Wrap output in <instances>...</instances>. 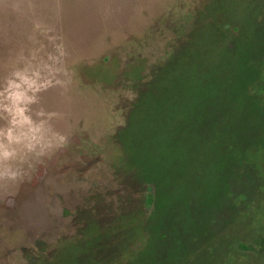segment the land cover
I'll return each instance as SVG.
<instances>
[{
    "label": "rangeland",
    "instance_id": "obj_1",
    "mask_svg": "<svg viewBox=\"0 0 264 264\" xmlns=\"http://www.w3.org/2000/svg\"><path fill=\"white\" fill-rule=\"evenodd\" d=\"M18 120L53 155L0 264H264V0H0Z\"/></svg>",
    "mask_w": 264,
    "mask_h": 264
},
{
    "label": "flooded vegetation",
    "instance_id": "obj_2",
    "mask_svg": "<svg viewBox=\"0 0 264 264\" xmlns=\"http://www.w3.org/2000/svg\"><path fill=\"white\" fill-rule=\"evenodd\" d=\"M29 121L18 120L17 124L13 121L0 130L1 208L14 206L13 196L24 180L25 168L30 166L34 169L30 178L37 183L42 178L39 169H45L47 160L53 155V134L43 131L40 125L34 128Z\"/></svg>",
    "mask_w": 264,
    "mask_h": 264
},
{
    "label": "trees",
    "instance_id": "obj_3",
    "mask_svg": "<svg viewBox=\"0 0 264 264\" xmlns=\"http://www.w3.org/2000/svg\"><path fill=\"white\" fill-rule=\"evenodd\" d=\"M152 200V197L149 196L148 201L151 202ZM241 248L245 251H250L264 257V234L261 236L257 245H241Z\"/></svg>",
    "mask_w": 264,
    "mask_h": 264
}]
</instances>
